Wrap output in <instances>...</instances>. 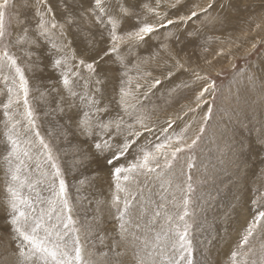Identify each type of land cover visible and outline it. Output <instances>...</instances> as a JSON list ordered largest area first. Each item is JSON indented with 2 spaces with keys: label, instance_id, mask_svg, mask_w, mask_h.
I'll return each mask as SVG.
<instances>
[{
  "label": "rangeland",
  "instance_id": "1",
  "mask_svg": "<svg viewBox=\"0 0 264 264\" xmlns=\"http://www.w3.org/2000/svg\"><path fill=\"white\" fill-rule=\"evenodd\" d=\"M156 2L118 0L130 11V15L121 19L118 34L135 32L144 23L157 25V30L143 40H126L119 45L118 53L104 56L97 68L100 74L97 78L103 80L102 84L87 81L90 89L103 90L102 104L109 107L111 118H123L121 132H113L110 142L122 145L125 139L134 141L128 152L113 164L126 167L142 155L141 149L154 151L156 144L169 138L173 141L180 138L182 144H191L199 135L197 144L191 150L178 153L172 169L166 170L173 180L170 187L165 186L167 191L160 187L155 175L147 179L139 176L138 186L135 183L128 185L138 197L135 203L141 205L150 197L152 208H155L161 202V195L172 201L171 194L175 193L176 200L166 205V211L174 218L173 227L179 226L183 230L185 222L188 225L192 264H234L232 253L249 249L247 264H264V223L249 237L244 249H239L256 211L264 208V140L261 139L264 130V0H215L214 7L207 13L200 9L207 6L208 0H182L176 8L169 6V0H160L159 8ZM20 3L21 0H10L12 39L19 34L16 18L25 14ZM150 8L155 11H149ZM191 11H196L197 17L187 22L179 19L190 15ZM169 19L174 23L167 25ZM161 24L167 26L160 27ZM110 27L94 28L95 47L85 55L86 45L79 43L77 56L88 62L103 56L111 47ZM26 47L18 44L9 51L18 58L29 81V99L40 117L41 134L53 146L56 163L76 209L74 217L77 226L81 227V242L86 253L91 252V258L95 260L108 251L105 245L111 243L116 231V221L107 211L115 194L113 165L106 163L112 152H96L93 141L83 136L49 135L55 125L49 123L51 117L44 116L46 105L40 96L56 84L59 72L51 68H45L43 72L30 70L32 61L25 55ZM76 71L81 74L77 83L83 86L89 74L83 67ZM12 75L8 69L0 72V264H32L20 255L22 241L11 225L8 204L10 178L4 159L7 155L4 135L7 118L2 104L7 101L6 84L12 85ZM5 76L9 77L7 81ZM156 80L160 84L153 86ZM122 87L130 92L127 113L117 104ZM204 88L209 91L197 101ZM82 90V87L77 88V91ZM96 95L100 98L99 93ZM14 110L22 112L23 107L14 106ZM201 127L203 133L199 131ZM188 157H191V169L187 166ZM42 167L52 171L46 163ZM29 170L33 179L39 175L35 160L30 163ZM188 175L192 177V191L187 193L189 214L180 221L176 217L182 214L183 207L176 184L186 188ZM23 191L31 196L38 210L47 207L37 200L35 192L29 194L27 188ZM36 191L45 199L51 195L46 183L37 185ZM119 195L123 197L124 193ZM254 200L257 201L255 205ZM98 201L103 202L105 209L102 214L105 225L102 234L106 237L103 244L98 238L100 232L89 233L84 227L96 215ZM150 216L151 209L145 220ZM163 222L160 219L154 229L159 231ZM135 223L143 224V221ZM131 230L140 234L135 227ZM23 250L28 251L27 248ZM166 255H173L172 250H167ZM124 259L131 264V251ZM240 260L237 256L236 261Z\"/></svg>",
  "mask_w": 264,
  "mask_h": 264
},
{
  "label": "snow or ice",
  "instance_id": "2",
  "mask_svg": "<svg viewBox=\"0 0 264 264\" xmlns=\"http://www.w3.org/2000/svg\"><path fill=\"white\" fill-rule=\"evenodd\" d=\"M86 3L87 7H85ZM181 3L182 0H169V6L172 8H176ZM214 4L215 0H208L207 6L200 11L207 13ZM159 6L160 0H157L156 7ZM20 7L25 14L16 18L15 26L19 29V34L12 39L13 33L10 30L12 19L8 12L10 0H0V72L8 69L13 73L12 85L6 84L7 101L2 104L3 114L7 118L4 133L7 140L5 149L7 155L4 159L10 178L7 192L12 214L11 225L22 241L20 255L32 261V264H128L124 257L131 251V264H181V262L192 264L191 243L187 239L188 225L185 222L183 230L179 226L173 227L174 218L166 211V205L175 202V193L171 194L172 201H169L166 195H161V202L152 208L153 201L150 197L145 198L143 204L137 205L135 201L138 197L132 193L128 185L135 183L138 186L139 176L147 179L155 175L160 181V187L167 191L165 186L170 187L173 180L166 170L172 169L173 162L178 159V153L186 149L191 150L197 144L199 135L192 139L191 144H182L180 138H176L175 141L169 138L164 143L156 144L154 151L141 149L142 155L126 167L115 166L113 162L119 161L134 141L125 139L122 145L110 142L113 132L115 134L121 132L123 118L122 116L118 119L111 118L109 107L102 104L103 90L90 89L87 82L94 80L96 85L102 84L103 80L97 78L100 75L97 68L104 56L118 53L119 45L126 40L133 38L143 40L145 36L157 30V25L144 23L135 32L118 34L117 29L121 19L130 15L129 9L120 5L118 0H21ZM149 11L155 10L150 8ZM28 12L31 14H26ZM155 14L159 16L158 12ZM197 15L196 11H191L190 15L180 16L179 19L187 22ZM173 23L171 19L167 21V25ZM105 25L111 26L108 29L110 49L98 59L94 58L92 62L78 57V44L86 45L83 52L87 55L95 47L93 29ZM18 44L27 46L24 52L32 61L29 64L30 70L43 72L45 68H51L59 72L56 84L46 92H41L40 96L41 102L46 105L44 116L51 117L49 123L55 125V130L50 129L49 135L83 136L93 141L92 147L96 152H112L106 163L113 165L111 174L115 181V194L107 211L116 221V231L112 234L111 243L105 245L108 251L102 252L98 259L93 260L92 253H86L81 242V227L77 226L78 221L74 217L76 209L69 198L68 185L56 163L53 146L41 134L38 124L40 117L29 99L31 91L29 81L24 69L17 62L18 58L9 51L10 47ZM33 55H35L34 60H32ZM81 67L89 74L83 86L77 83L81 74L76 69ZM4 79L7 81L9 77L5 76ZM158 84L160 81L156 80L153 86ZM78 87H82L83 90L77 91ZM208 91V88H204L197 96V101H200ZM97 93L100 94V98H97ZM129 95L130 92L122 87L117 104L124 113L128 112ZM18 105H22V112L14 110V106ZM106 116L109 117L107 120L104 118ZM199 131L203 133V127ZM105 136L109 138L105 139ZM261 139L264 140V130ZM173 144L175 146L171 147ZM161 157L163 168H161ZM34 160L36 168L40 169L35 179L29 170V165ZM45 163L50 165L51 172L43 170L42 165ZM187 166L189 169L193 167L191 157H188ZM191 180L192 177L188 175L185 181L186 188L176 184L183 207L182 214L176 217L180 221H184L189 214L187 193L192 191ZM45 183L51 193L46 199L36 191L37 185ZM25 188L29 194L35 192L37 200L45 203L47 207L38 210L31 196L24 194ZM140 192L142 197L143 190L141 189ZM119 193H124V196ZM253 204H257V201L254 200ZM149 209L151 216L145 220ZM104 211L103 202L98 201L96 215L93 216L92 222L84 226L89 233L100 232L98 238L102 244L106 238L102 234L105 227L102 218ZM160 219L164 222L160 224L159 231H156L153 226ZM136 221H143V224L135 223ZM262 223H264V208L256 211L239 249H244L249 237ZM133 227L138 229L140 234L131 230ZM150 233L154 234L149 235ZM24 248L28 251L25 252ZM169 249L173 252L171 256L166 255ZM250 251L251 249L233 252L234 264H247ZM237 256L241 257L239 262L236 261Z\"/></svg>",
  "mask_w": 264,
  "mask_h": 264
}]
</instances>
